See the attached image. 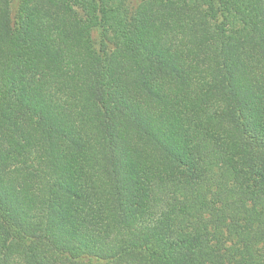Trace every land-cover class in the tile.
Returning a JSON list of instances; mask_svg holds the SVG:
<instances>
[{
  "label": "trees",
  "instance_id": "16d2710c",
  "mask_svg": "<svg viewBox=\"0 0 264 264\" xmlns=\"http://www.w3.org/2000/svg\"><path fill=\"white\" fill-rule=\"evenodd\" d=\"M0 264H264V0H0Z\"/></svg>",
  "mask_w": 264,
  "mask_h": 264
}]
</instances>
